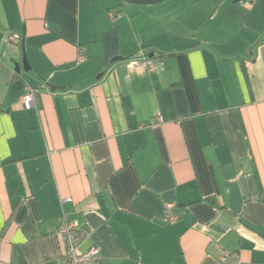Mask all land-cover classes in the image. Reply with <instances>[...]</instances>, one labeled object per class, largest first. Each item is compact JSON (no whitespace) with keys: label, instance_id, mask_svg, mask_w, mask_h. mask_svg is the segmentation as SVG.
I'll return each instance as SVG.
<instances>
[{"label":"crops","instance_id":"1","mask_svg":"<svg viewBox=\"0 0 264 264\" xmlns=\"http://www.w3.org/2000/svg\"><path fill=\"white\" fill-rule=\"evenodd\" d=\"M63 221L105 264H264V0H0V264H60Z\"/></svg>","mask_w":264,"mask_h":264},{"label":"built area","instance_id":"2","mask_svg":"<svg viewBox=\"0 0 264 264\" xmlns=\"http://www.w3.org/2000/svg\"><path fill=\"white\" fill-rule=\"evenodd\" d=\"M17 36L9 34L8 41L14 42ZM153 62L145 60L144 62H132L133 66L153 68ZM38 91L26 84L23 88V94L18 103L23 107H31L35 105ZM171 206H167V210H171ZM177 220L176 215H168L166 221L174 223ZM57 234L66 242L67 252L60 264H105L100 256V249L97 246H91L86 251H81L79 245L88 236V230L85 228L78 229L74 224L63 221L57 229Z\"/></svg>","mask_w":264,"mask_h":264},{"label":"water","instance_id":"3","mask_svg":"<svg viewBox=\"0 0 264 264\" xmlns=\"http://www.w3.org/2000/svg\"><path fill=\"white\" fill-rule=\"evenodd\" d=\"M122 1L128 4H133V5L150 6V5H157V4L163 3L167 0H122ZM22 44H23V40H22ZM22 62H23V69L28 70V65L26 62L25 55L23 56ZM16 71L19 72V67H16ZM52 90H54V88Z\"/></svg>","mask_w":264,"mask_h":264},{"label":"rangeland","instance_id":"4","mask_svg":"<svg viewBox=\"0 0 264 264\" xmlns=\"http://www.w3.org/2000/svg\"><path fill=\"white\" fill-rule=\"evenodd\" d=\"M208 7H210V5L208 4Z\"/></svg>","mask_w":264,"mask_h":264}]
</instances>
